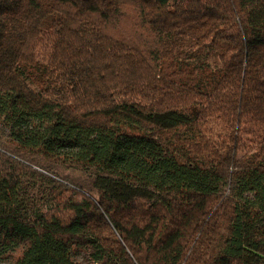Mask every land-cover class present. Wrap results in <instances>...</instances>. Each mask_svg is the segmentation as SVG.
<instances>
[{
    "label": "trees",
    "instance_id": "1",
    "mask_svg": "<svg viewBox=\"0 0 264 264\" xmlns=\"http://www.w3.org/2000/svg\"><path fill=\"white\" fill-rule=\"evenodd\" d=\"M53 164L97 196L57 177L29 205L23 177ZM263 248L264 0H0L1 264Z\"/></svg>",
    "mask_w": 264,
    "mask_h": 264
},
{
    "label": "rangeland",
    "instance_id": "2",
    "mask_svg": "<svg viewBox=\"0 0 264 264\" xmlns=\"http://www.w3.org/2000/svg\"><path fill=\"white\" fill-rule=\"evenodd\" d=\"M49 171L36 169V172L27 173L22 179V194L26 202L33 206H44L52 192L56 188V184L51 180L57 177L66 178L69 181L85 184V190L97 196V192L92 190L90 181L92 177L89 172L75 168H65L59 164L51 165ZM51 173L54 174L51 175ZM56 176V177H55ZM90 188V189H89ZM264 253V248H263ZM10 258L3 257L0 261H8ZM81 259L85 264H90V260L86 254L81 255ZM1 264V263H0Z\"/></svg>",
    "mask_w": 264,
    "mask_h": 264
}]
</instances>
